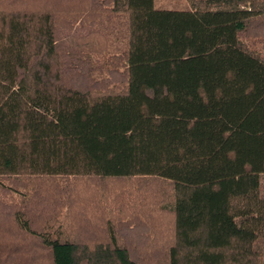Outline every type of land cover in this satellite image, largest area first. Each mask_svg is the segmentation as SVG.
<instances>
[{
	"label": "trees",
	"instance_id": "1",
	"mask_svg": "<svg viewBox=\"0 0 264 264\" xmlns=\"http://www.w3.org/2000/svg\"><path fill=\"white\" fill-rule=\"evenodd\" d=\"M263 179L264 0H0V264H264Z\"/></svg>",
	"mask_w": 264,
	"mask_h": 264
},
{
	"label": "rangeland",
	"instance_id": "2",
	"mask_svg": "<svg viewBox=\"0 0 264 264\" xmlns=\"http://www.w3.org/2000/svg\"><path fill=\"white\" fill-rule=\"evenodd\" d=\"M122 46V43L120 40L118 41H115V38H113V46L112 48L110 49V53H115L117 52ZM100 76V75H98ZM262 188H263V192H264V179H263V183H262Z\"/></svg>",
	"mask_w": 264,
	"mask_h": 264
}]
</instances>
